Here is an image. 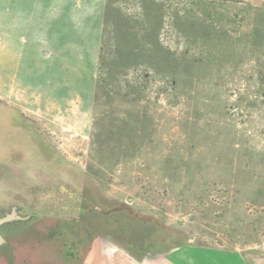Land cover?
<instances>
[{
  "label": "rangeland",
  "instance_id": "374dc122",
  "mask_svg": "<svg viewBox=\"0 0 264 264\" xmlns=\"http://www.w3.org/2000/svg\"><path fill=\"white\" fill-rule=\"evenodd\" d=\"M0 41V217L55 204L0 264H264V0H0Z\"/></svg>",
  "mask_w": 264,
  "mask_h": 264
},
{
  "label": "crops",
  "instance_id": "0c3cea01",
  "mask_svg": "<svg viewBox=\"0 0 264 264\" xmlns=\"http://www.w3.org/2000/svg\"><path fill=\"white\" fill-rule=\"evenodd\" d=\"M14 51L15 50L11 41H0V60L13 58ZM14 219L15 218H13L12 220ZM9 222H11V220ZM11 232H13V230L8 233ZM2 237L6 241V236L2 235ZM189 243L190 244L188 246H179L181 247L180 253L179 255H174V258H169L168 260L158 259L156 261H153L151 264H256L257 262L256 255L254 254L255 250H253L255 249V247H230L226 251L219 252L218 255H216L209 254V251H211L209 248L207 249L201 247L197 249L194 248L192 241H190ZM4 247H9L7 241L5 244L0 245V248L3 249ZM241 251L249 252L247 254H242L239 253ZM135 262L136 264H150L149 262H145L142 260H137ZM105 264H133V262L127 259L124 260L122 256H119L112 262L106 260Z\"/></svg>",
  "mask_w": 264,
  "mask_h": 264
},
{
  "label": "trees",
  "instance_id": "16d2710c",
  "mask_svg": "<svg viewBox=\"0 0 264 264\" xmlns=\"http://www.w3.org/2000/svg\"><path fill=\"white\" fill-rule=\"evenodd\" d=\"M260 82H261V88H262V90H263V92H264V77H260ZM47 195H49V198L51 199V200H56V198H57V201H58V199H62L63 198V202H72V203H77L78 204V208L76 207H69L68 205H63V207H62V210H67L66 212H69V211H71V212H78V211H80V210H88V211H90V208H83V209H81L80 208V203H79V199H81V196H79V195H75V194H72V192H70L69 190H65V189H62V187H57V189L56 190H48L47 191ZM57 196V197H56ZM61 201V200H60ZM53 209V208H55V204L53 205V204H49V205H47L46 207H43L41 210H38L37 211V213H41L43 210H46L47 211V209ZM119 207H114V208H112V210H113V212H116V213H126L127 215H129V216H133V214L132 213H130V212H127V211H125V210H120V209H118ZM108 211H104V213H107ZM42 214V213H41ZM38 215H36V217H37ZM39 217V216H38Z\"/></svg>",
  "mask_w": 264,
  "mask_h": 264
},
{
  "label": "flooded vegetation",
  "instance_id": "af4514ba",
  "mask_svg": "<svg viewBox=\"0 0 264 264\" xmlns=\"http://www.w3.org/2000/svg\"><path fill=\"white\" fill-rule=\"evenodd\" d=\"M12 212L15 213L16 218L14 220H11V222L5 223L2 226H0V234L2 235H4V233L12 231L14 228L17 229L20 226L27 224L37 215V211L35 212L28 210V208L26 209L21 207H15L13 210H10L9 212H4L1 217H4L7 214H11Z\"/></svg>",
  "mask_w": 264,
  "mask_h": 264
},
{
  "label": "water",
  "instance_id": "95a60500",
  "mask_svg": "<svg viewBox=\"0 0 264 264\" xmlns=\"http://www.w3.org/2000/svg\"><path fill=\"white\" fill-rule=\"evenodd\" d=\"M13 218H16V215L14 212H12L11 214H7L4 217L0 218V226H2L3 224L9 222L10 220H12ZM6 241L5 239L2 237V235L0 234V245L5 244Z\"/></svg>",
  "mask_w": 264,
  "mask_h": 264
}]
</instances>
